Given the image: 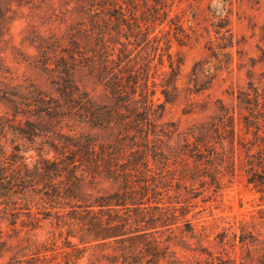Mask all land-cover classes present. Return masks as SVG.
I'll return each mask as SVG.
<instances>
[{
	"label": "trees",
	"instance_id": "obj_1",
	"mask_svg": "<svg viewBox=\"0 0 264 264\" xmlns=\"http://www.w3.org/2000/svg\"><path fill=\"white\" fill-rule=\"evenodd\" d=\"M35 1L0 0V40L13 4L21 9ZM40 2L56 10L55 0ZM59 7L64 29L31 39L39 53L24 59L48 76L55 95L0 81V104L11 107L15 118L25 117L12 129L0 117V257L10 252L11 264H24L28 256L46 263L51 245L28 234L49 221L65 235L66 264L90 250L108 264H264V235L255 219L235 220L234 229L206 246L207 235L189 218L193 200L207 190L223 191L226 177L233 182L238 149L248 185L264 195V88L253 71L236 93L244 112L237 115L220 102L209 120L181 130L164 121L167 105L181 95L186 62L182 51H172L173 43L199 39L193 27L191 33L178 15L171 16L173 0H59ZM218 19L213 27L221 42L207 48L220 65L195 61L191 94L212 86L221 55L227 68L232 62L235 36L229 19ZM4 60L0 56V67ZM79 69L105 87L107 100L79 84ZM67 120L102 133L51 127ZM9 134L16 142L7 151L2 139ZM3 220L14 230L7 240Z\"/></svg>",
	"mask_w": 264,
	"mask_h": 264
},
{
	"label": "rangeland",
	"instance_id": "obj_2",
	"mask_svg": "<svg viewBox=\"0 0 264 264\" xmlns=\"http://www.w3.org/2000/svg\"><path fill=\"white\" fill-rule=\"evenodd\" d=\"M40 1L36 0L35 5L21 9L13 4L14 10L10 12L12 19L9 20L4 37L0 40V56L5 58L1 64L3 67H0V81L12 85L32 84L40 91L53 96L55 92L48 76L24 60L27 59L26 54L37 55L39 53L37 48L31 44V39L33 41L39 35H51L53 32L61 33L65 27L60 24L64 16L59 7V0H55L56 10L49 9ZM172 8L171 16L178 15L184 27L191 33L190 28L193 27L197 32V35L193 34V36H198L199 40L188 46H180L174 40L172 51H182L186 62L178 81L181 95L174 104L167 105L164 121H175L180 125L181 130H185L195 122L209 120L216 114L220 102L234 109L239 115L243 110L236 98V93L247 86L249 70L253 71V80L256 85L264 88V0H173ZM220 15L229 19L230 28L235 36L236 45L232 49V62L227 68L224 64L226 59L221 55L220 60H223V67L218 71V76L212 86L200 94H191L189 73L195 61L207 60L215 66L220 65L213 57L212 51L207 48L212 45L210 41L221 42L213 27L214 23L219 21L218 16ZM169 29V26H166V30ZM167 69L168 62L166 61L160 73L162 74ZM162 78L163 76L159 75L157 80L161 82ZM76 79L82 87L91 92L94 98L100 101L108 99L105 87L87 70L79 69ZM158 97H161L160 93ZM23 103L30 105V102ZM23 109L25 112L31 111L26 107ZM0 117L9 129L16 127L19 120L25 119L22 115L15 118L11 107L2 104H0ZM51 127L70 133L99 135L101 132L87 125H79L72 120L62 123L53 121ZM8 137V141L5 138L2 140L5 149L10 151L16 141L12 140L10 134ZM241 153L238 149L237 172L232 183H228L226 177L224 181L227 184L223 191L215 194L212 190H207L198 199L193 200L196 206L189 214V218L200 233L207 235L204 242L206 246H213L219 233L225 229H234L231 228L234 221L244 218L255 219L257 229L264 235V195L248 185L247 173L242 167L244 156ZM9 223L8 220L2 222V240H7L10 235L14 234L13 227ZM41 224V228L29 232L28 235L31 237L36 235L40 241L51 245L53 250L46 253L48 261L44 264H66L68 258L66 254L70 250L64 246L65 235L61 233V229L49 221ZM26 230L24 229L20 236L24 238L21 242L24 246L28 244ZM12 256V253L7 252L0 257V264H11ZM32 257H26L27 262L24 264L39 263V260H32ZM74 261L75 264H108L101 260L100 255L93 250L88 251L77 262ZM74 261L71 264H74Z\"/></svg>",
	"mask_w": 264,
	"mask_h": 264
}]
</instances>
